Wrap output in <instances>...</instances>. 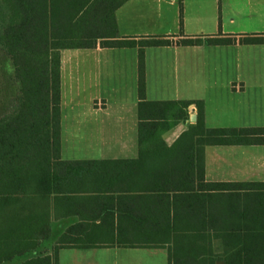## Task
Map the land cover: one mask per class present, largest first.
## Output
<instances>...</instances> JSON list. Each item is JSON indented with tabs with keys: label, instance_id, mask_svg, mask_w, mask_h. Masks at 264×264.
<instances>
[{
	"label": "crops",
	"instance_id": "1",
	"mask_svg": "<svg viewBox=\"0 0 264 264\" xmlns=\"http://www.w3.org/2000/svg\"><path fill=\"white\" fill-rule=\"evenodd\" d=\"M106 1H123L114 12L119 38L172 40L144 49L146 100H202L209 128L264 127V43H177L219 33L264 35V0ZM60 82V154L51 159L50 178L25 196V240L0 231V264H169L174 247L183 264H211L204 253L225 264L217 257L220 238L210 236L207 248L184 233L175 242V210L182 213L177 226L189 227L202 221L193 213L203 205H190L185 191L173 205L174 191L160 190L170 163L188 156L151 149L161 141L171 152L179 146L196 122L195 104L185 110L188 119L175 109L180 120L141 152L137 47L98 41L61 49ZM203 156L205 182H264V145H206ZM24 241L37 246L4 258L9 245Z\"/></svg>",
	"mask_w": 264,
	"mask_h": 264
},
{
	"label": "trees",
	"instance_id": "2",
	"mask_svg": "<svg viewBox=\"0 0 264 264\" xmlns=\"http://www.w3.org/2000/svg\"><path fill=\"white\" fill-rule=\"evenodd\" d=\"M122 2L0 0V48L12 60L19 89L0 115V231L25 240L28 223L25 196L37 192L39 180L45 183L50 178L51 159L60 154V50L93 48L99 41L102 47L138 48L141 152L148 140L159 138L180 120L177 113L173 114L175 109L185 112L190 104L196 106V122L183 133L184 139L174 151L163 146L162 141L151 146L152 152L188 156L186 163H170L172 172L158 179L160 190L174 191L173 205L181 203L182 191L191 197L190 205H203V210L193 213L194 219L202 221L189 227L177 226L182 213L175 210V242L184 233L202 239L203 247L207 248L211 246L210 236H214L222 241L223 252L217 257L224 259L225 264H264V182H205L203 169L204 146L264 145V127L209 128L204 123L202 100H146L144 49L169 45L172 40L160 36L138 40L119 38L114 12ZM236 42L263 44L264 35L246 34L237 38L219 33L177 41L181 45ZM184 118L188 119L186 112ZM182 167H187L188 172L181 174ZM36 246L37 243L16 242L8 246L4 258L23 254ZM174 248L169 253V264H183L179 259L181 253ZM204 254L213 264L215 256Z\"/></svg>",
	"mask_w": 264,
	"mask_h": 264
},
{
	"label": "rangeland",
	"instance_id": "3",
	"mask_svg": "<svg viewBox=\"0 0 264 264\" xmlns=\"http://www.w3.org/2000/svg\"><path fill=\"white\" fill-rule=\"evenodd\" d=\"M13 75L14 66L12 60L8 54L0 48V115L7 110L10 97H13V95H16L19 91L18 84Z\"/></svg>",
	"mask_w": 264,
	"mask_h": 264
},
{
	"label": "water",
	"instance_id": "4",
	"mask_svg": "<svg viewBox=\"0 0 264 264\" xmlns=\"http://www.w3.org/2000/svg\"><path fill=\"white\" fill-rule=\"evenodd\" d=\"M190 120L195 121V114H190Z\"/></svg>",
	"mask_w": 264,
	"mask_h": 264
}]
</instances>
